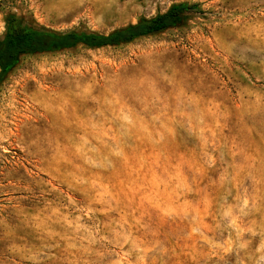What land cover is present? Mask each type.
<instances>
[{
    "label": "rangeland",
    "instance_id": "374dc122",
    "mask_svg": "<svg viewBox=\"0 0 264 264\" xmlns=\"http://www.w3.org/2000/svg\"><path fill=\"white\" fill-rule=\"evenodd\" d=\"M182 2L0 86V264H264V0H0V41L10 14L108 34Z\"/></svg>",
    "mask_w": 264,
    "mask_h": 264
},
{
    "label": "trees",
    "instance_id": "16d2710c",
    "mask_svg": "<svg viewBox=\"0 0 264 264\" xmlns=\"http://www.w3.org/2000/svg\"><path fill=\"white\" fill-rule=\"evenodd\" d=\"M194 13H200L198 4L175 3L164 13L150 18L142 17L135 24H129L108 34L85 30L58 32L38 28L25 17L10 14L0 41V86L23 57L58 53L78 47L103 49L128 45L142 38L180 28L185 25L189 15Z\"/></svg>",
    "mask_w": 264,
    "mask_h": 264
}]
</instances>
